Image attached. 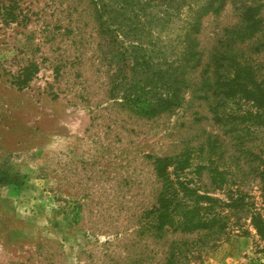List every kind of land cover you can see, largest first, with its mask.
Listing matches in <instances>:
<instances>
[{
    "label": "rangeland",
    "instance_id": "obj_1",
    "mask_svg": "<svg viewBox=\"0 0 264 264\" xmlns=\"http://www.w3.org/2000/svg\"><path fill=\"white\" fill-rule=\"evenodd\" d=\"M21 2L29 21L0 17V264H134L154 246L136 232L156 188L149 156L179 152L188 139L197 148L223 129L200 102L154 119L136 116L111 95L107 47L88 12L69 16L64 0ZM205 20L208 45L235 18L228 6ZM27 66L37 71L20 83ZM257 139L264 158V137ZM192 155L228 171L212 196L227 201L240 192L264 217L257 179L217 154ZM228 230L202 262L190 264L264 263V240L248 218L232 217Z\"/></svg>",
    "mask_w": 264,
    "mask_h": 264
},
{
    "label": "trees",
    "instance_id": "obj_2",
    "mask_svg": "<svg viewBox=\"0 0 264 264\" xmlns=\"http://www.w3.org/2000/svg\"><path fill=\"white\" fill-rule=\"evenodd\" d=\"M6 1L0 0L5 24L30 20L21 0ZM64 1L67 15L88 12L96 24L112 67L111 95L122 107L154 119L200 102L223 129L208 133L197 148L188 139L179 152L149 156L156 188L136 232L154 246L150 256L139 253L134 264L202 262L228 234L232 217L248 218L264 240V217L244 194L223 201L209 191L228 182V171L214 165L211 156L217 154L216 159L257 179L264 200V158L256 151L257 138L264 137V0ZM228 6L235 20L213 31L206 45L205 19L219 17ZM36 71L25 67L20 83ZM192 113L201 119L198 110ZM196 151H205L210 164L194 163ZM205 169L209 182L201 178Z\"/></svg>",
    "mask_w": 264,
    "mask_h": 264
}]
</instances>
